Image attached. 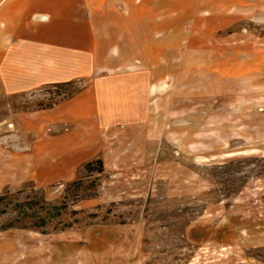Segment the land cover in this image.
<instances>
[{"label":"rangeland","instance_id":"rangeland-1","mask_svg":"<svg viewBox=\"0 0 264 264\" xmlns=\"http://www.w3.org/2000/svg\"><path fill=\"white\" fill-rule=\"evenodd\" d=\"M144 2V71L102 121L49 124L92 76L1 100L0 194L67 205L41 228L0 210V264H264V0Z\"/></svg>","mask_w":264,"mask_h":264},{"label":"crops","instance_id":"crops-1","mask_svg":"<svg viewBox=\"0 0 264 264\" xmlns=\"http://www.w3.org/2000/svg\"><path fill=\"white\" fill-rule=\"evenodd\" d=\"M144 11V0H0V103L92 76L64 101L65 125L55 119L49 124L58 131L67 126L66 134L74 136L67 120L92 115L102 121L106 112L98 107L102 100L120 99L117 83L128 77L123 74L144 71L134 62L144 43Z\"/></svg>","mask_w":264,"mask_h":264},{"label":"trees","instance_id":"trees-1","mask_svg":"<svg viewBox=\"0 0 264 264\" xmlns=\"http://www.w3.org/2000/svg\"><path fill=\"white\" fill-rule=\"evenodd\" d=\"M59 83L56 85L68 84ZM93 163L96 167H93ZM85 169L88 172H96L102 174L104 170L103 161L98 158L93 161L87 162ZM98 180V176H97ZM79 184L82 180H77ZM97 186V183L95 184ZM15 197L9 191H5L0 194V210L4 213L10 211V218L7 219V223L2 225L4 228L9 227H47L54 219L61 216L63 210L66 208V203L53 204L48 202L42 192L30 188L28 191H17ZM92 193L85 194V196H91Z\"/></svg>","mask_w":264,"mask_h":264}]
</instances>
